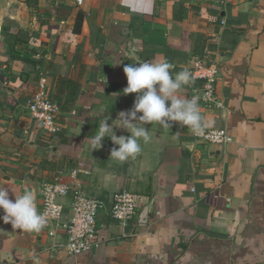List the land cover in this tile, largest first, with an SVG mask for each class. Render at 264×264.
<instances>
[{
    "label": "crops",
    "instance_id": "1",
    "mask_svg": "<svg viewBox=\"0 0 264 264\" xmlns=\"http://www.w3.org/2000/svg\"><path fill=\"white\" fill-rule=\"evenodd\" d=\"M165 59L173 75L200 59L217 66L223 108L199 100L200 112L204 130L231 142L153 122L135 158L111 159L110 137L91 151L100 120L115 124L133 106L123 67ZM42 78L58 107L54 137L28 112ZM201 87L192 78L178 94L199 97ZM79 165L81 188L105 206L97 246L68 256L52 247L64 240L53 225L23 232L0 220V264H264V0H0V186L13 201L32 191L40 213L42 186ZM120 190L137 198L127 226L110 215ZM60 201L65 223L70 202Z\"/></svg>",
    "mask_w": 264,
    "mask_h": 264
},
{
    "label": "clouds",
    "instance_id": "2",
    "mask_svg": "<svg viewBox=\"0 0 264 264\" xmlns=\"http://www.w3.org/2000/svg\"><path fill=\"white\" fill-rule=\"evenodd\" d=\"M173 67L166 59L129 63L123 67L127 79L123 92L136 94L133 106L120 111L115 124L110 125L107 116L100 120L95 134L89 137L91 151L100 149L103 138L110 137L117 146L110 150L111 159L124 162L135 158L141 152L140 141L146 144L151 140L144 125L153 122L165 129L171 128L170 122H178L197 135L203 133L208 124L201 115L199 98L193 96L189 99L178 94L192 82L191 74L188 70H181L173 75L170 72ZM113 126L125 129L130 135H115ZM0 209L4 213L0 220L23 232H40L47 223L45 215L38 213L35 196L30 190L15 196L13 201L9 199V189L0 186Z\"/></svg>",
    "mask_w": 264,
    "mask_h": 264
},
{
    "label": "built area",
    "instance_id": "3",
    "mask_svg": "<svg viewBox=\"0 0 264 264\" xmlns=\"http://www.w3.org/2000/svg\"><path fill=\"white\" fill-rule=\"evenodd\" d=\"M84 1L75 0L77 5ZM225 5L230 0H215ZM191 77L202 83L199 100L206 109L223 108V104L216 96V78L218 68L214 63H207L204 59L196 61ZM193 97V96H192ZM28 112L49 137H54L59 131L57 125L58 107L48 96L47 84L42 78L37 85L28 105ZM198 142L222 146L231 142V137L223 129H208L202 134L193 133ZM79 166L70 170L66 178H57L53 182L44 184L41 189L42 207L40 213L45 215L46 224H51L54 230L49 234L56 235L58 230L64 234L62 243L52 245L54 249H62L68 256H78L89 252L97 246L96 222L98 214L104 209V202L90 197L81 188L78 178ZM69 199L70 217L62 223L64 206L60 201ZM110 215L121 226H127L137 215V198L128 190H120L110 197Z\"/></svg>",
    "mask_w": 264,
    "mask_h": 264
}]
</instances>
